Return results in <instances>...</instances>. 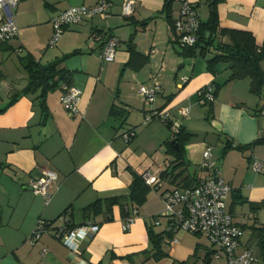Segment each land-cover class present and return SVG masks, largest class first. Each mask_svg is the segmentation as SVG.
Listing matches in <instances>:
<instances>
[{
  "label": "crops",
  "instance_id": "obj_1",
  "mask_svg": "<svg viewBox=\"0 0 264 264\" xmlns=\"http://www.w3.org/2000/svg\"><path fill=\"white\" fill-rule=\"evenodd\" d=\"M100 1L20 0L14 12L18 35L0 42V264H224V257L212 256L215 248L205 236L188 232L165 237L161 247L166 255L156 259L148 235L150 228L156 233L167 229L168 219L160 215L161 195L184 187L186 177L191 181L206 175L201 162L207 148L231 187L226 206L243 230L240 247L251 248L262 258L256 245L250 244L248 226L264 225V207L251 209V204L264 201V170H252L254 161L264 164V143L253 144L264 137L260 114L264 86L253 94L248 78L226 82L230 74L226 65L217 64L215 72L208 70L206 60L213 49L205 57L182 58L164 12L168 0H136L131 16L122 14L124 0H107V16L94 15L68 26L49 46L54 16ZM188 1L199 5L201 22L214 9L218 30L251 32L264 50V0H216L214 7L211 0ZM170 6L171 20H175L181 4L174 0ZM108 36L117 37L119 46L114 59L105 61L99 57L100 44ZM218 39L229 41L227 35ZM132 45L140 55L133 59ZM25 57L42 68L59 62L70 84L81 90L77 114L71 115L61 103L62 79L45 92L40 88L26 93L30 73ZM260 66L264 71V60ZM212 82L221 87L209 109L199 103L197 92ZM154 83L161 91L149 103L139 87ZM183 108L189 109L187 116L180 114ZM111 109L123 113L114 116ZM153 110H167L171 120L146 123ZM180 127L191 136L178 161L171 147L178 151V144L172 142ZM129 130L135 134L126 141L124 134ZM44 171L56 174L48 203L28 186L31 178ZM134 173H147L157 182L150 185L142 206L126 205L129 215L134 209L137 215L124 232L122 208L113 205L107 211L103 204L108 198L128 196ZM97 201L101 211L84 213ZM62 215L72 224L97 223L99 230L72 252L52 231L62 224ZM40 220L52 225L33 243Z\"/></svg>",
  "mask_w": 264,
  "mask_h": 264
},
{
  "label": "built area",
  "instance_id": "obj_2",
  "mask_svg": "<svg viewBox=\"0 0 264 264\" xmlns=\"http://www.w3.org/2000/svg\"><path fill=\"white\" fill-rule=\"evenodd\" d=\"M20 0H0V42H7L18 35V27L15 22L14 12ZM180 15L173 21V29L176 35V42L180 48L194 47L200 38L201 20L198 15V4H193L188 0H179ZM136 6V0H124L121 5L123 16H131ZM109 3L101 0L93 6H75L66 9L52 19L53 34L49 40V46H54L64 30L73 24H78L86 18L94 15L107 16ZM97 39H100L98 37ZM119 40L115 36H108L103 43L99 57L102 60H113ZM1 75V74H0ZM184 81L187 79L184 78ZM61 103L71 115L78 113V101L81 90L74 85L62 83ZM161 91L157 83L151 85H141L139 94L149 103L156 100ZM214 86L207 85L198 91L199 103L214 102ZM182 116L189 114V109L180 110ZM264 116V109L260 112ZM153 119L167 123L171 120L168 111L153 110L146 116L145 122ZM134 131L129 130L124 134V139L130 141L134 136ZM201 169L206 175L196 184L189 187H178L164 192L161 195L164 209L162 217L169 220L167 229L175 232H188L205 236L215 248L213 257H224V264H264V259L256 256L251 248H241L240 239L243 230L235 223L232 214L227 210L226 202L231 191V187L223 180L216 162L212 159V150L207 148L203 152ZM252 170L260 172L264 170V164L258 161L252 163ZM148 185L157 182L154 177L147 173L142 174ZM56 180V174L52 171H44L41 175L30 179L28 186L32 193L42 196L45 203L51 200L50 188ZM137 210L133 214L125 217L121 224L122 231H129L135 221ZM61 225L53 227L54 236L59 238L63 244L72 252L79 250V242L93 237L99 230V224L94 222H84L72 224L67 215L59 217ZM155 224L159 225V219H155ZM52 224L40 220L33 231L32 242H38L41 236L48 232ZM47 252L42 249L41 254Z\"/></svg>",
  "mask_w": 264,
  "mask_h": 264
},
{
  "label": "trees",
  "instance_id": "obj_3",
  "mask_svg": "<svg viewBox=\"0 0 264 264\" xmlns=\"http://www.w3.org/2000/svg\"><path fill=\"white\" fill-rule=\"evenodd\" d=\"M174 0H168L165 5L164 12L166 18L170 21V25L173 29V21L170 16V5ZM216 0H211V5L214 7ZM218 19L216 11L212 9L209 19L206 22H201L200 26V38L199 42L191 48H182L183 54L187 56L200 55L202 57L206 56V53L213 49L212 56L206 60L207 69L211 72H215V67L218 63L227 64V69H229L230 74L226 82L246 79L250 80V92L253 94H259L261 92L262 86H264V71H262L260 63L264 60V50H261L255 42V39L251 32L243 30H218ZM208 34V35H207ZM229 37V41L225 42L221 39H218L219 36ZM176 40V36H175ZM131 58L140 56L139 53L134 49L133 45L130 48ZM25 66L29 71V82L26 88L27 92H35L38 89H42V92H45L48 88H51L57 79H62L63 82L70 84V76L67 75V72L63 69H59V62L55 61L50 65L42 68L35 65L34 61L31 58H24ZM53 82V84L51 83ZM209 85L214 86L213 95L216 96L218 89L221 85H216L215 82H212ZM202 89V88H201ZM200 89V90H201ZM213 102L204 103L203 106H209L211 109ZM43 106V105H42ZM112 115H120L121 111L117 109H111L110 112ZM122 115V114H121ZM191 135L187 133L184 128L180 127L175 131V140L178 144V151H175L171 147V151L175 154L176 159L182 160L183 154V144ZM264 143V137L259 138L253 144ZM228 147L231 145L228 144ZM251 145L238 147V149L243 150L250 148ZM180 163V162H179ZM180 165V164H179ZM199 180L192 179L189 181V178H185L184 187H189L196 184ZM150 191V185H148L143 179L142 174L138 175L134 173L133 180L129 187L128 196H119L108 198L104 201V206L107 211L111 209L113 205H119L122 208V211L125 217L129 216L127 212L128 202L133 204L136 208L142 206ZM264 207V201L251 204L252 211H256ZM102 209V204L99 201L93 203L84 209V213H98ZM159 219L160 216H156L155 219ZM169 223V220H168ZM250 231V244L253 243L259 250V254L264 258V225L257 223H252L248 226ZM174 232L171 230H164L163 232L156 233L153 229H149L148 235L152 243V251H154L153 257L160 258L165 256L166 253L162 251V242L164 238H171Z\"/></svg>",
  "mask_w": 264,
  "mask_h": 264
},
{
  "label": "rangeland",
  "instance_id": "obj_4",
  "mask_svg": "<svg viewBox=\"0 0 264 264\" xmlns=\"http://www.w3.org/2000/svg\"><path fill=\"white\" fill-rule=\"evenodd\" d=\"M182 58H187V57H189V56H187V55H180ZM225 65H226V67L228 66L227 64H224V63H218V66L220 67V68H225ZM197 95H198V92H197ZM165 111H167V110H165ZM159 120V119H158ZM160 121V120H159ZM162 214H163V211H162Z\"/></svg>",
  "mask_w": 264,
  "mask_h": 264
},
{
  "label": "water",
  "instance_id": "obj_5",
  "mask_svg": "<svg viewBox=\"0 0 264 264\" xmlns=\"http://www.w3.org/2000/svg\"><path fill=\"white\" fill-rule=\"evenodd\" d=\"M102 44H103V43H101L100 45H102ZM177 50H178L180 53L183 52V50H182L181 48H179V47H177ZM172 143L175 144V143H176V140H174Z\"/></svg>",
  "mask_w": 264,
  "mask_h": 264
}]
</instances>
